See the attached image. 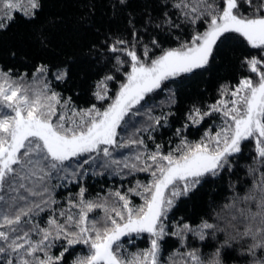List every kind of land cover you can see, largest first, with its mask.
Here are the masks:
<instances>
[{
    "label": "snow or ice",
    "instance_id": "snow-or-ice-1",
    "mask_svg": "<svg viewBox=\"0 0 264 264\" xmlns=\"http://www.w3.org/2000/svg\"><path fill=\"white\" fill-rule=\"evenodd\" d=\"M52 7L0 0V264H264V0Z\"/></svg>",
    "mask_w": 264,
    "mask_h": 264
},
{
    "label": "trees",
    "instance_id": "trees-1",
    "mask_svg": "<svg viewBox=\"0 0 264 264\" xmlns=\"http://www.w3.org/2000/svg\"><path fill=\"white\" fill-rule=\"evenodd\" d=\"M57 3H58V0H53V7H52V10H53V11H56V10H57ZM65 13H66L67 15H69L73 20L75 19V16H74V9H71V8L65 9ZM98 15H99V13H98ZM12 38H13V37L8 36V37H4L3 40H4V41H9V40H11ZM231 71H232L231 69L225 67V68H222V69H221V74H222V75H230V74H231ZM251 154H253V155L255 154V153H254V147H253V149L251 150ZM97 187H98V185L91 184V186H90V188H89V192H90V193H94V192L96 191Z\"/></svg>",
    "mask_w": 264,
    "mask_h": 264
}]
</instances>
